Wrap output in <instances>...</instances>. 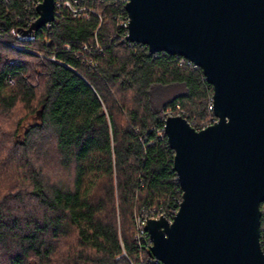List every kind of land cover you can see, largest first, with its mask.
<instances>
[{"label":"trees","instance_id":"trees-1","mask_svg":"<svg viewBox=\"0 0 264 264\" xmlns=\"http://www.w3.org/2000/svg\"><path fill=\"white\" fill-rule=\"evenodd\" d=\"M36 1L0 0V264H161L136 219L181 202L165 119L212 124V87L127 41L122 0L20 39Z\"/></svg>","mask_w":264,"mask_h":264},{"label":"water","instance_id":"water-1","mask_svg":"<svg viewBox=\"0 0 264 264\" xmlns=\"http://www.w3.org/2000/svg\"><path fill=\"white\" fill-rule=\"evenodd\" d=\"M42 0L23 35L54 21ZM127 41L178 56L212 87L215 121L197 130L169 115L164 135L182 191L169 223L148 219L161 264H264V0H127Z\"/></svg>","mask_w":264,"mask_h":264},{"label":"built area","instance_id":"built-area-1","mask_svg":"<svg viewBox=\"0 0 264 264\" xmlns=\"http://www.w3.org/2000/svg\"><path fill=\"white\" fill-rule=\"evenodd\" d=\"M122 1L126 2L127 0H122ZM39 3H41V1H39V0H37L35 2L36 7L38 6ZM78 3H79L78 0H55V8H54L55 18L60 13V9H61V11L63 9H66L72 15V17H74V18H77V17H80V16H87L88 12L92 11V10H89L85 6H80ZM35 20L36 19L29 20V23H31V22L33 23ZM122 26L126 29V37H127V35H128V29H127L128 19H127V16H126V20L122 22ZM17 36H18V38L23 39V40L24 39L27 40V39H31L32 38V34L23 35L21 32L17 33ZM176 57H177V59H180V64L185 61L189 65H191V66L196 68V66H194L192 63H190L189 61L185 60L184 58H181V57H178V56H176ZM8 83L9 84H13L12 79H9ZM178 207H179V205H178ZM178 207L176 209L170 210L166 214H159L158 216H155L154 214H151V216H148L146 218L143 217V216L142 217H138L136 219V223H137L138 228L140 229V232L143 234L144 237H145V235L149 237V235L144 231V225H145V223H146V221L148 219H157L159 217H164L169 223H171L172 220H173V217L175 216V214H176V212L178 210ZM149 242H150V247H151L152 246V242H151L150 238H149ZM155 262L157 263L158 261L155 259Z\"/></svg>","mask_w":264,"mask_h":264},{"label":"rangeland","instance_id":"rangeland-1","mask_svg":"<svg viewBox=\"0 0 264 264\" xmlns=\"http://www.w3.org/2000/svg\"><path fill=\"white\" fill-rule=\"evenodd\" d=\"M171 95V93H169V95L168 96H170Z\"/></svg>","mask_w":264,"mask_h":264}]
</instances>
